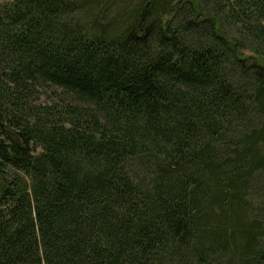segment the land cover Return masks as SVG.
I'll use <instances>...</instances> for the list:
<instances>
[{"label": "trees", "instance_id": "obj_1", "mask_svg": "<svg viewBox=\"0 0 264 264\" xmlns=\"http://www.w3.org/2000/svg\"><path fill=\"white\" fill-rule=\"evenodd\" d=\"M0 264H264V0L0 2Z\"/></svg>", "mask_w": 264, "mask_h": 264}, {"label": "rangeland", "instance_id": "obj_2", "mask_svg": "<svg viewBox=\"0 0 264 264\" xmlns=\"http://www.w3.org/2000/svg\"><path fill=\"white\" fill-rule=\"evenodd\" d=\"M104 1V0H103ZM135 1H133L134 3ZM133 3H131L133 5ZM105 5V3H100V7H103ZM115 10V9H114ZM120 10L123 11L124 7L120 6ZM60 89L55 90V88H41L40 91V95H39V102H43V103H52V102H58V93H59Z\"/></svg>", "mask_w": 264, "mask_h": 264}, {"label": "crops", "instance_id": "obj_3", "mask_svg": "<svg viewBox=\"0 0 264 264\" xmlns=\"http://www.w3.org/2000/svg\"><path fill=\"white\" fill-rule=\"evenodd\" d=\"M2 1H5V0H0V2H2Z\"/></svg>", "mask_w": 264, "mask_h": 264}]
</instances>
